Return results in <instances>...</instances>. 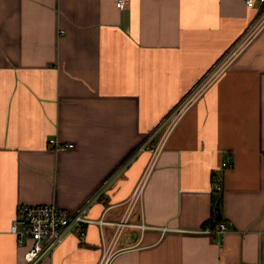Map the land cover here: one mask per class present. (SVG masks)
Returning <instances> with one entry per match:
<instances>
[{
	"label": "crops",
	"instance_id": "1",
	"mask_svg": "<svg viewBox=\"0 0 264 264\" xmlns=\"http://www.w3.org/2000/svg\"><path fill=\"white\" fill-rule=\"evenodd\" d=\"M116 1L0 0V264H25L11 226L32 204L91 220L38 264H264V25L156 157L151 138L258 10Z\"/></svg>",
	"mask_w": 264,
	"mask_h": 264
},
{
	"label": "built area",
	"instance_id": "2",
	"mask_svg": "<svg viewBox=\"0 0 264 264\" xmlns=\"http://www.w3.org/2000/svg\"><path fill=\"white\" fill-rule=\"evenodd\" d=\"M130 0H117L119 8H125ZM252 8H256L259 17L253 26L240 41L225 55L224 59L200 82L194 90L161 122L159 127L152 133L154 138L160 131L164 130L159 143L154 149V157L160 152L164 141L171 133L172 129L179 121L184 112L191 104L206 90L208 85L224 68L225 64L231 61L241 52L244 45L249 42L258 30L264 25V0H244ZM50 144L56 149L64 148L66 145L58 143L56 139H50ZM72 146V145H69ZM224 167H231L229 163H223ZM215 190H223L221 178L213 176ZM87 207H82L76 211H67L54 204H32L21 205L18 208L17 216L11 226V231L17 236V241L21 246H27L24 253L25 264H38L46 255L58 247L71 232H78L84 239L86 230L84 225L90 223L87 217ZM227 225L224 222L218 223L214 228H208L212 233L224 232ZM105 259L102 264H105Z\"/></svg>",
	"mask_w": 264,
	"mask_h": 264
},
{
	"label": "trees",
	"instance_id": "3",
	"mask_svg": "<svg viewBox=\"0 0 264 264\" xmlns=\"http://www.w3.org/2000/svg\"><path fill=\"white\" fill-rule=\"evenodd\" d=\"M218 223H220L215 217V211L213 212L212 218L206 221L203 225L204 228H214Z\"/></svg>",
	"mask_w": 264,
	"mask_h": 264
},
{
	"label": "water",
	"instance_id": "4",
	"mask_svg": "<svg viewBox=\"0 0 264 264\" xmlns=\"http://www.w3.org/2000/svg\"><path fill=\"white\" fill-rule=\"evenodd\" d=\"M216 218L219 221L222 220V213H221V210H220V207H219V202L217 203V206H216Z\"/></svg>",
	"mask_w": 264,
	"mask_h": 264
},
{
	"label": "rangeland",
	"instance_id": "5",
	"mask_svg": "<svg viewBox=\"0 0 264 264\" xmlns=\"http://www.w3.org/2000/svg\"><path fill=\"white\" fill-rule=\"evenodd\" d=\"M164 130L160 131L155 137H161L162 133H163Z\"/></svg>",
	"mask_w": 264,
	"mask_h": 264
}]
</instances>
